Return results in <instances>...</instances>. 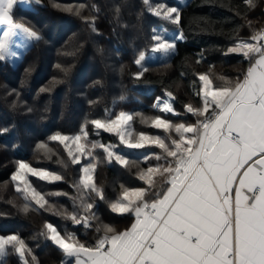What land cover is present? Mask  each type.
Listing matches in <instances>:
<instances>
[{
	"label": "snow or ice",
	"instance_id": "obj_1",
	"mask_svg": "<svg viewBox=\"0 0 264 264\" xmlns=\"http://www.w3.org/2000/svg\"><path fill=\"white\" fill-rule=\"evenodd\" d=\"M27 2L0 0V27L5 29L0 37V61L16 56L12 46L19 34L31 41L41 39L37 31L14 19L18 5ZM142 3L153 16L180 24L178 7L153 4L152 0ZM245 3L255 7L254 0ZM84 7L63 10L80 16ZM92 10L99 11L95 6ZM82 19L96 31L95 16ZM179 38L183 39L182 33ZM152 39L151 53L168 57L175 52L176 44L163 35ZM250 41L241 40L225 52L248 62L234 80L220 77L224 83L217 86L208 73L196 74L199 86L194 95L200 102L183 106L194 122L174 123L159 115L120 111L86 120L75 134L50 137L62 146L71 164L80 165V174L71 185L76 194L70 197L79 211L65 209L61 214L99 234L93 245H86L74 232L61 234L54 225L46 224L42 235L62 252L65 259L61 264H264V29L255 30ZM149 59L145 53L135 59L139 68L133 74L136 80L149 71ZM165 95L168 99L157 98L154 107L180 115L171 102L176 99L173 92L166 89ZM136 117L141 125L156 131H137ZM102 132L115 136L128 150L154 147L159 152L131 158L116 151V144L90 139V134L99 137ZM38 149L44 158L56 156V162L63 163L48 143H40ZM141 159L146 164L155 161L136 173L146 187L121 184L118 196L106 201L112 213L130 221L129 226L118 230L112 224H94L98 219L93 211L96 201L106 200L103 187L96 182L98 165L115 163L128 169L138 166ZM32 178L53 184L64 181V176L25 161H18L11 175L15 192L26 202L25 211L30 204L52 207ZM9 251L18 254L22 264H30L29 257L31 264H38L18 234L0 236V264H6Z\"/></svg>",
	"mask_w": 264,
	"mask_h": 264
},
{
	"label": "trees",
	"instance_id": "obj_2",
	"mask_svg": "<svg viewBox=\"0 0 264 264\" xmlns=\"http://www.w3.org/2000/svg\"><path fill=\"white\" fill-rule=\"evenodd\" d=\"M30 1L31 6L18 5L14 19L37 31L41 39L32 41L17 62L0 61V236L20 235L38 264H61L65 259L62 252L42 235L46 224L51 223L61 234L74 232L86 245H93L99 234L61 214L65 209L79 211L70 197L76 194L71 185L80 174V165L71 164L62 146L50 137L75 134L86 120L120 111L159 115L174 123L194 122L183 106L200 102L194 95L199 86L196 74L208 73L219 86L224 83L220 77L234 80L246 70L247 61L225 52L241 40L251 42L253 32L264 29V0H254L252 8L245 0H152L153 4L165 2L178 7L179 25L153 16L142 0ZM81 4L85 7L80 16L63 10L72 6L75 11ZM93 6L99 11H93ZM88 16L96 17V31L82 19ZM162 33L167 40L175 39V52L169 59L148 62L149 71L136 80L133 74L139 68L135 59L140 53H150L152 37ZM179 33L183 39L177 38ZM166 89L175 95L171 102L180 115L162 113L154 107L157 98L166 96ZM133 124L137 131H156L141 125L139 117ZM90 139L116 144V151L131 158L159 152L154 147L128 150L115 136L103 132L99 137L90 134ZM40 143H48L63 163H57L56 156L44 158L38 149ZM18 161L64 176V181L53 184L32 178L52 207L41 209L30 204L24 210L26 202L10 179ZM154 163L141 159L138 166L128 169L115 163L99 164L96 182L103 187L106 200L96 201L93 211L98 219L93 223L112 224L118 230L128 227L130 221L112 213L106 201L118 196L121 184L146 187L136 173ZM55 192L68 195H52ZM29 261L31 264L30 257ZM6 264L22 262L15 253L6 257Z\"/></svg>",
	"mask_w": 264,
	"mask_h": 264
},
{
	"label": "crops",
	"instance_id": "obj_3",
	"mask_svg": "<svg viewBox=\"0 0 264 264\" xmlns=\"http://www.w3.org/2000/svg\"><path fill=\"white\" fill-rule=\"evenodd\" d=\"M4 30L5 29L3 27H0V37H2ZM31 44V40H28L26 37L23 36V34H19L15 38V43L12 46V51L16 53V56H9L7 59L13 63L17 62L18 60H20L24 52L28 49Z\"/></svg>",
	"mask_w": 264,
	"mask_h": 264
},
{
	"label": "rangeland",
	"instance_id": "obj_4",
	"mask_svg": "<svg viewBox=\"0 0 264 264\" xmlns=\"http://www.w3.org/2000/svg\"><path fill=\"white\" fill-rule=\"evenodd\" d=\"M184 1V0H183ZM23 6H31V1L29 0V2H27V3H25V4H22ZM165 33H166V31H165ZM164 33H162V35H163ZM161 35V34H160ZM179 36H180V33H179V35H178V39H180L179 38ZM170 41H172V42H174L175 43V39H169ZM148 57H150V59L147 61V63L148 62H152L153 60H166V59H169L170 58V56H172V54L170 55V56H168V57H161L160 56V54H156V53H148V54H146ZM151 57H155L154 59H152ZM166 99H168V97L167 96H165L164 98H162L161 100H166ZM184 120H186V119H184ZM181 121V120H180ZM186 122H191V119H189V120H187ZM13 255H15V253L14 252H12V251H9V254H8V256H7V258H12L13 257Z\"/></svg>",
	"mask_w": 264,
	"mask_h": 264
}]
</instances>
